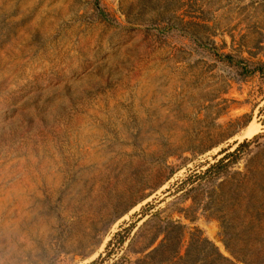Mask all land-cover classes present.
<instances>
[{"label": "rangeland", "instance_id": "rangeland-1", "mask_svg": "<svg viewBox=\"0 0 264 264\" xmlns=\"http://www.w3.org/2000/svg\"><path fill=\"white\" fill-rule=\"evenodd\" d=\"M99 256L264 260V0H0V264Z\"/></svg>", "mask_w": 264, "mask_h": 264}, {"label": "trees", "instance_id": "trees-1", "mask_svg": "<svg viewBox=\"0 0 264 264\" xmlns=\"http://www.w3.org/2000/svg\"><path fill=\"white\" fill-rule=\"evenodd\" d=\"M99 11L103 14V16H107V14L104 11L103 12L101 10H99ZM236 151H237V149L233 153H235ZM116 235H118V234H116ZM102 260L103 259H101L99 256L97 260L91 262L90 264H101ZM250 264H264V260H253L252 262H250Z\"/></svg>", "mask_w": 264, "mask_h": 264}, {"label": "bare ground", "instance_id": "bare-ground-1", "mask_svg": "<svg viewBox=\"0 0 264 264\" xmlns=\"http://www.w3.org/2000/svg\"><path fill=\"white\" fill-rule=\"evenodd\" d=\"M252 126H254V125H252ZM253 131H254V129L249 127V128L246 129V131L244 130L243 135L244 136L250 135L251 133H254ZM241 138H243V137H241Z\"/></svg>", "mask_w": 264, "mask_h": 264}]
</instances>
